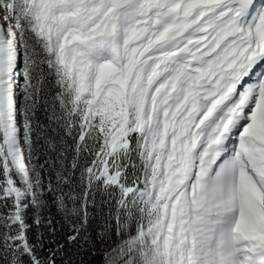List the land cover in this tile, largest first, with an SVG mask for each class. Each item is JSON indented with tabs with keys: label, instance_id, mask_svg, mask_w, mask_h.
I'll use <instances>...</instances> for the list:
<instances>
[{
	"label": "snow or ice",
	"instance_id": "snow-or-ice-1",
	"mask_svg": "<svg viewBox=\"0 0 264 264\" xmlns=\"http://www.w3.org/2000/svg\"><path fill=\"white\" fill-rule=\"evenodd\" d=\"M0 264H264V0H0Z\"/></svg>",
	"mask_w": 264,
	"mask_h": 264
}]
</instances>
